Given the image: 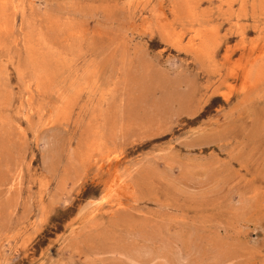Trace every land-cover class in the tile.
I'll list each match as a JSON object with an SVG mask.
<instances>
[{"label": "rangeland", "instance_id": "374dc122", "mask_svg": "<svg viewBox=\"0 0 264 264\" xmlns=\"http://www.w3.org/2000/svg\"><path fill=\"white\" fill-rule=\"evenodd\" d=\"M0 264H264V0H0Z\"/></svg>", "mask_w": 264, "mask_h": 264}, {"label": "bare ground", "instance_id": "6f19581e", "mask_svg": "<svg viewBox=\"0 0 264 264\" xmlns=\"http://www.w3.org/2000/svg\"><path fill=\"white\" fill-rule=\"evenodd\" d=\"M104 199H106V197H105V196H103L102 200H104ZM101 202H102V201H101Z\"/></svg>", "mask_w": 264, "mask_h": 264}]
</instances>
